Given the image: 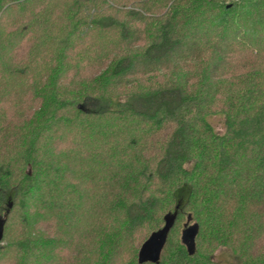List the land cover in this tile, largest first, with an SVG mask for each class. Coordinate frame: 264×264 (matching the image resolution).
Masks as SVG:
<instances>
[{"label":"trees","instance_id":"obj_1","mask_svg":"<svg viewBox=\"0 0 264 264\" xmlns=\"http://www.w3.org/2000/svg\"><path fill=\"white\" fill-rule=\"evenodd\" d=\"M0 221V264H264V0H0Z\"/></svg>","mask_w":264,"mask_h":264},{"label":"rangeland","instance_id":"obj_2","mask_svg":"<svg viewBox=\"0 0 264 264\" xmlns=\"http://www.w3.org/2000/svg\"><path fill=\"white\" fill-rule=\"evenodd\" d=\"M210 122L213 124V126L215 127V130L218 133H222L225 129V124H224V120L221 117H211L210 118Z\"/></svg>","mask_w":264,"mask_h":264},{"label":"water","instance_id":"obj_3","mask_svg":"<svg viewBox=\"0 0 264 264\" xmlns=\"http://www.w3.org/2000/svg\"><path fill=\"white\" fill-rule=\"evenodd\" d=\"M3 231H4V222L3 221H0V241L3 238ZM161 237H162V235H159V237H157V241H159ZM154 256L157 259V255H154Z\"/></svg>","mask_w":264,"mask_h":264}]
</instances>
